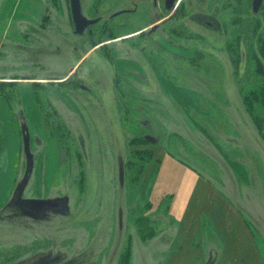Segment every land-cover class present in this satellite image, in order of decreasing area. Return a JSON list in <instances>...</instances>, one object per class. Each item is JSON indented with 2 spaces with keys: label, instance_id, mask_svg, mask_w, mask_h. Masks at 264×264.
I'll use <instances>...</instances> for the list:
<instances>
[{
  "label": "rangeland",
  "instance_id": "obj_1",
  "mask_svg": "<svg viewBox=\"0 0 264 264\" xmlns=\"http://www.w3.org/2000/svg\"><path fill=\"white\" fill-rule=\"evenodd\" d=\"M23 2L27 6V0H0V18L6 20L0 22V78L68 80L62 86L30 85V93L16 82L7 93L17 106L23 95L32 99L47 140L60 144L67 167L69 154L80 151L86 183L80 195L74 184L77 194L64 191L61 174L42 196V183L51 185L49 175L34 169L26 180L22 172L18 186L28 181L22 198L31 201L29 212L19 205L2 215L17 212L20 225H26L11 230L12 223L5 222L2 229L13 245L28 247L11 262L120 264L121 254L129 251L126 264H175L178 255L177 264H247L238 252L222 254L218 238L205 233L201 238L211 240V247L180 252L183 243L176 235L187 220L171 212L174 195L156 204L142 187L147 165L159 162L154 148L161 146L238 212L250 230L256 264H264V121H256L262 111L253 115L245 100L260 81L256 57H249L242 39L254 14L252 0H238L243 11L238 12V52L232 54L225 47L236 25L228 22L232 15L223 10L225 0H175L170 8L168 0H158L156 9L153 0H80L83 18L96 21L83 34L76 32L71 0H47L42 12L28 13L24 20L36 28L22 29L15 44L6 24L26 16L18 11ZM160 19L159 33L151 26ZM51 22L61 25L56 45L32 47L39 36L47 39ZM135 139L140 141L131 143ZM119 157L125 161L123 184ZM65 192L66 201L57 198ZM40 205L47 211L34 212ZM194 240L196 251L201 243Z\"/></svg>",
  "mask_w": 264,
  "mask_h": 264
},
{
  "label": "crops",
  "instance_id": "obj_2",
  "mask_svg": "<svg viewBox=\"0 0 264 264\" xmlns=\"http://www.w3.org/2000/svg\"><path fill=\"white\" fill-rule=\"evenodd\" d=\"M46 2L47 0H27L28 8H26L27 6L24 2L21 4V8L18 11L25 12L26 16L24 15L23 18L22 16H16L13 18L12 23L7 21L6 24L9 31L8 35L11 32L10 41L19 44V36L22 35V29L36 28L35 24L24 19L28 17V13L42 12L45 9ZM3 17L2 15L0 22L4 20ZM10 19L12 18L10 17ZM4 37L5 35L2 39ZM47 57L51 59L50 55ZM54 69H56L55 66L52 70L54 71ZM52 70L48 72L50 73ZM1 81L12 85L8 87L12 89L16 86V84L14 86L12 83H22L23 91L26 90L29 93L30 85L34 86L45 82L33 79ZM47 82L53 84L56 82L60 83L62 80H49L45 83ZM31 101L32 99L29 96L23 95L22 99H20L22 106H17L14 97L11 96L10 99L0 93V210L12 198L15 189L19 185L22 172L26 175L28 166H26L25 159L28 154H33L34 159L36 155L37 158V163L34 160L33 170L39 171L43 176L47 174L51 179L50 186L47 183H42V196L47 195V191L50 190L62 164L60 144L47 140L46 137L49 134L43 128L40 114L37 112L36 107H33ZM24 122L27 125L28 144H26L27 140L24 137ZM130 131L133 134L136 133V129L133 126L130 127ZM154 152L159 162H151L147 165L142 186L145 192L144 195L150 192L153 197L152 202L156 204L163 196L167 194L174 195L171 212L175 214V211H177L179 219L187 220V223L182 228L184 231L181 233L180 229L176 235V240H182L183 243V250L180 252L198 253L205 246L209 247L210 245L211 247L212 242L210 239L209 244V241L205 242L206 239L203 240L201 238L202 233H205V236H209L208 238L213 237L216 241L218 238L219 251L222 254L238 252V255L245 260V263L256 264L254 257H257V252L250 230L245 227L243 218L230 206L228 201L208 181L176 160L161 146L154 148ZM23 165L25 167L24 170ZM175 205L177 206L175 207ZM205 220L210 222L205 223ZM211 232L214 234L210 235ZM195 237L201 243L199 245L200 249L196 248V251L193 248V243L196 240L193 241V239ZM181 261L178 255L175 264Z\"/></svg>",
  "mask_w": 264,
  "mask_h": 264
},
{
  "label": "trees",
  "instance_id": "obj_3",
  "mask_svg": "<svg viewBox=\"0 0 264 264\" xmlns=\"http://www.w3.org/2000/svg\"><path fill=\"white\" fill-rule=\"evenodd\" d=\"M238 10L239 11H233V12L229 13L232 16L230 17L228 22L231 23L232 25L233 24L236 25V28H234V25H233V28H234V30H232L233 40H232L231 43L228 42L226 44V47H225L226 52L230 53V54H232L233 51L234 52H236V51L238 52V12L243 11L241 5H238ZM245 11H248V9L245 10ZM262 12H264V4H263L262 9H261L259 14H257V15L253 14L251 21L247 25L248 31L246 32L245 38H242V36H241L243 41L245 40L244 44H245L246 50L248 51L249 57L252 56L253 59H255V57H256V71L258 72L257 73L258 77H256V80L258 78L257 81H260L258 83L260 85L254 87V89L250 90L249 93L247 95H245V100H246V103H247V107L252 112L253 115H254V112L257 111V110L262 111L261 114L254 115L256 121L257 120L264 121V15L262 14ZM47 27H48V30H49L48 32L45 31L47 33V35H46L47 39L46 40H41V37L43 35L39 36L40 38H38V41L33 40V43L31 44L32 47H35L36 49H39L40 47L41 48L42 47L45 48L42 45H44L46 43H48L47 48H51L52 45H56V42H58V39L56 37L57 33H58L57 30L58 31L61 30V25L57 24L56 22H53L51 25H48ZM52 29H53V31L56 34H53ZM181 31L179 32V36H181L182 33H183ZM241 34H242V32H241ZM43 48H42V50H44ZM230 59H231V57H230ZM237 60H238V58H237ZM0 79L4 80V79H7V78L2 77ZM51 79H54V78H51ZM64 79L65 78H63L62 82H60L61 86H62L63 83L68 81V80H64ZM58 80H61V79H58ZM0 83H1L0 84V93L2 95H4V96H6V97L11 99V96L8 95V93H7V87H9L11 85L7 84L6 82H0ZM50 133L52 135V130L50 131ZM27 135H28L27 125L24 122V137H25L26 140H27ZM139 141H140L139 139H135V140L131 141V143H135V142H139ZM26 143H27V141H26ZM69 157H70L69 167H67V165H68L67 159H66V161H62V164H61V167H60V170H59L60 172H58L57 176L55 177L54 183L58 179V177L61 176V174H62L63 179H65V181L63 183L64 191H67V190L71 189L73 194H77V190L75 189V188H77L78 192H79V195H80V192H83L82 190L85 188V184L84 183H86L85 182V174H86L85 172L86 171L84 169V164H83L84 158L80 154V151L77 154H74V155L73 154H69ZM119 158H122L123 161H124L123 157H119ZM34 160L35 159H34V155L33 154H28L26 159H25L26 166H28V170L26 171V175H25V179L26 180H29L28 178H30V176L33 173ZM124 164H125V161H124ZM26 183H28V181L27 182L25 181V183L22 186H17V188L15 189V191L13 193V196L10 199V201L8 202V204L0 210L1 211L0 212V249H1L0 264H15V263L11 262L13 257H15L19 253V250L21 248H25L26 249L28 247V245H27L28 243L20 244V243H18V241H16V244L24 245V246L13 245L11 241L7 240V238L4 237L3 229H2V225L4 226L5 222L12 223L11 224V226H12L11 230L13 228H15V227H20L22 225L23 226L26 225V223H23L22 225H20V222H19L20 220L17 219L18 218L17 212L14 213V214L12 213V214L4 215V216L2 215L4 213V211H6V208L8 209L11 206L19 207V205L25 206L22 209H24L26 212H29L28 209H27V206L31 203V201L29 202V201H26V200L23 199L24 198L23 194L26 192V188H27ZM73 184L75 185V188H74ZM20 189L22 191V196H19L20 197L19 198L18 197V193H19ZM59 197L61 199H63L64 201H66V199L68 198L66 192L63 193L61 196H59V195L57 196L58 199H60ZM32 203H33V201H32ZM35 205H37V203H35ZM43 206H44V208H43ZM42 210H43V212L47 211V209L45 208V205H40V206H37V208L33 209L34 212L39 211L40 213H41ZM42 214H45V213H42ZM46 214H49V211ZM1 215H2V217H1ZM26 215L29 216L28 213H26ZM39 219L42 220L44 218L43 217L42 218L39 217ZM10 220H12V221H10ZM54 226H56V225H54ZM24 230H26V229H24ZM9 232L7 231V235L9 234ZM32 232H34V231H32ZM17 233L19 234V231L15 232V234H17ZM21 236L23 237L24 234H22ZM24 239H26V238H24ZM128 253L130 255L129 251L123 252L121 254L120 264H126V262L128 261Z\"/></svg>",
  "mask_w": 264,
  "mask_h": 264
},
{
  "label": "water",
  "instance_id": "obj_4",
  "mask_svg": "<svg viewBox=\"0 0 264 264\" xmlns=\"http://www.w3.org/2000/svg\"><path fill=\"white\" fill-rule=\"evenodd\" d=\"M263 3H264V0H253L252 1V11L254 14H257L261 11ZM71 4H72L73 18H74L75 26H76V32L78 34H83L85 30L89 26L95 24L96 21L95 20L89 21L83 18V16L81 15L80 0H71ZM28 143H29V138L27 137L26 144ZM119 177H120L121 184H123L124 179H125V167H124V161L122 158H119Z\"/></svg>",
  "mask_w": 264,
  "mask_h": 264
},
{
  "label": "flooded vegetation",
  "instance_id": "obj_5",
  "mask_svg": "<svg viewBox=\"0 0 264 264\" xmlns=\"http://www.w3.org/2000/svg\"><path fill=\"white\" fill-rule=\"evenodd\" d=\"M253 1V0H252ZM175 2V0H168V4H167V6L166 7H168V8H170L172 5H173V3ZM153 7L156 9V8H158L159 7V3H158V0H153ZM223 10H225V12L226 11H230V12H233V11H238V0H225V2H224V4H223ZM172 16V15H171ZM163 22H164V20H162V19H160L159 21H157L156 23H154L151 27H154V28H156V31H158L159 33L161 32V28L159 27L160 25H162L163 24ZM208 25H209V27L211 28V27H215V23H213V22H208L207 23ZM160 28V29H159ZM157 29H159V30H157ZM48 30V29H47ZM171 33H175V32H173V31H170ZM140 33V31L139 32H137V33H134L135 35H138ZM134 34H132L131 36H128V38H131V37H134L135 35ZM156 50H158V48H156ZM81 62V61H80ZM79 62V63H80ZM79 66V65H78Z\"/></svg>",
  "mask_w": 264,
  "mask_h": 264
}]
</instances>
